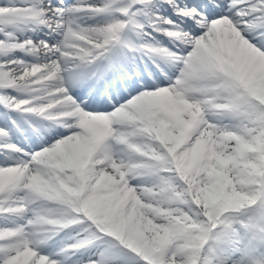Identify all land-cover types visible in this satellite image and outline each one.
Returning a JSON list of instances; mask_svg holds the SVG:
<instances>
[{"label": "snow or ice", "instance_id": "1", "mask_svg": "<svg viewBox=\"0 0 264 264\" xmlns=\"http://www.w3.org/2000/svg\"><path fill=\"white\" fill-rule=\"evenodd\" d=\"M0 264H264V0H0Z\"/></svg>", "mask_w": 264, "mask_h": 264}]
</instances>
